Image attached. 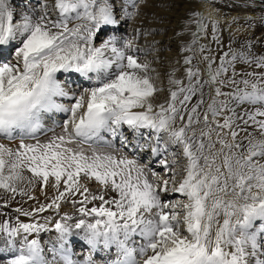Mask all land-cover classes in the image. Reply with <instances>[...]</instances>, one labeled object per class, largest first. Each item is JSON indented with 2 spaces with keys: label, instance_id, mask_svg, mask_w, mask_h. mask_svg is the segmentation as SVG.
<instances>
[{
  "label": "bare ground",
  "instance_id": "bare-ground-1",
  "mask_svg": "<svg viewBox=\"0 0 264 264\" xmlns=\"http://www.w3.org/2000/svg\"><path fill=\"white\" fill-rule=\"evenodd\" d=\"M51 3L54 6L46 8L45 0H0V106L18 96L31 99L35 89L41 96L48 84L51 94L44 106L52 111L51 116L41 111L35 119L49 125L48 130L36 138L0 136V150L58 132L46 189H37L40 178L36 182V176L22 172L13 176L16 184L37 192L36 199L14 204L12 196L3 193L0 264L24 261L31 240L38 242L39 254L25 264H95L101 251L83 250L70 263L52 259L50 249L54 238H73L95 223L103 229V222L110 228L118 222L114 232L123 235L127 230L138 247L151 240L148 255L157 263L173 251L188 253L191 264L200 263L202 255L213 257L208 264H264V225L256 223L244 234L243 252L236 247L243 232L233 228L249 211L264 214V88L236 98L233 130L219 126L218 110L211 104L216 95L210 93L194 37L197 9L202 8L205 15L231 25V40L243 50V59L264 63V0H195L186 27L177 33L182 40L173 49L186 51L191 67L163 106L139 93L154 84L150 48L141 44L139 29L130 26L128 10L140 0H101L96 17L83 19L88 5L75 0ZM67 11L72 17L62 20ZM106 25L110 27L102 31ZM28 40L33 46L26 48ZM9 51L14 53L12 61L4 59ZM76 65L89 71L98 68L93 80L82 82L65 73ZM194 65L202 68L196 81ZM202 107L209 115L206 120L198 114ZM91 108L105 112L108 124L104 139L85 143L71 129ZM155 124L162 128L156 131ZM136 129L140 132L135 136ZM150 137H157V156L148 145ZM102 155L106 164L98 170L103 178L94 175L101 185L90 187L88 194L74 193L76 183L63 175L81 174ZM16 184L8 182L9 189ZM68 198L74 202L68 203ZM111 211L116 213L112 220ZM133 214L137 228L128 223ZM44 231L51 236L43 239ZM225 250L233 254L215 253Z\"/></svg>",
  "mask_w": 264,
  "mask_h": 264
},
{
  "label": "rangeland",
  "instance_id": "rangeland-1",
  "mask_svg": "<svg viewBox=\"0 0 264 264\" xmlns=\"http://www.w3.org/2000/svg\"><path fill=\"white\" fill-rule=\"evenodd\" d=\"M75 1L86 5L91 3L87 12L81 16L82 19L93 16L91 13H95L97 6L100 5L101 7L102 5L101 0ZM140 1L141 4L139 6L128 10L129 16H131L130 26L132 31L135 28L139 29L141 44L150 48L148 55H150L152 61L151 71L154 84L141 88L139 93L150 102H156L159 106H163L168 100L171 101L173 99L170 96L171 88L177 90L181 88L191 67L186 62L187 52L183 50L177 52V50L173 51V49L175 44L182 40L180 34L177 33H181L180 30L186 27L189 16H191L188 14L189 10L194 8L196 3L195 0ZM51 2L52 0H45V7L52 8L54 5ZM197 10L199 11V17L194 27V37L198 49H200V58H202L201 61L204 64V71L209 79L208 82L212 86L210 93L212 96L216 95L214 97L215 102L213 101L211 104L212 106L215 105L214 107L218 110L220 118L218 117L219 120L217 119V121L221 124L219 126L233 130L235 128V106L238 103L236 98L240 95H243L240 97L247 96L254 89L264 88V63L243 59L241 57L243 50L231 40V35L233 34L231 25L212 16L205 15L202 8ZM117 12L116 14H119ZM102 36V33L97 35V37ZM30 41L32 42V40ZM31 42L26 44L25 47L33 46ZM13 55V51H9L4 59L12 61ZM192 69L194 75H197V77H194L196 81L199 75L198 72L202 68L194 65ZM59 76L60 73L58 74ZM161 93H163V96H160ZM206 113V108L202 107L198 114L203 118L206 117V120L209 117ZM55 131L49 137L41 138L36 142L19 141L8 150H0V209H4L5 205L3 202L4 192L12 196L13 201L11 202L14 204H20L23 201L31 202L30 200L36 199V195H39L37 192H29L22 186L17 185L13 176L16 178L18 175H23V173L32 174L34 175L32 177L36 176V182L39 178L41 179L38 182L37 189L40 191L46 189L50 179H52V174H50L48 169L51 167L52 157L56 148L55 142L56 138H58V132ZM221 136L220 140L224 142L225 136ZM223 137L224 139H222ZM143 160V163H145L146 158ZM75 161L79 162V158H76ZM93 163L94 166L87 165L79 175H63L69 181L76 183L74 193L88 194L90 187L101 185L102 180L94 175L97 173V176L103 178L98 169H101L106 164L105 157L102 155L95 159ZM8 182H14L16 188L11 187L9 189ZM67 202L72 204L74 199L68 198ZM72 207L74 208V206ZM46 236L49 235L45 233V238Z\"/></svg>",
  "mask_w": 264,
  "mask_h": 264
}]
</instances>
